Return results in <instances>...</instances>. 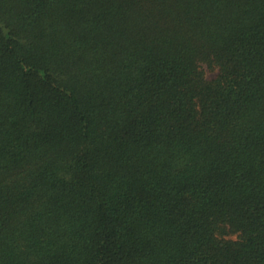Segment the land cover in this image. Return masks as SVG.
Masks as SVG:
<instances>
[{
	"label": "trees",
	"instance_id": "16d2710c",
	"mask_svg": "<svg viewBox=\"0 0 264 264\" xmlns=\"http://www.w3.org/2000/svg\"><path fill=\"white\" fill-rule=\"evenodd\" d=\"M0 264H264V0H0Z\"/></svg>",
	"mask_w": 264,
	"mask_h": 264
},
{
	"label": "rangeland",
	"instance_id": "374dc122",
	"mask_svg": "<svg viewBox=\"0 0 264 264\" xmlns=\"http://www.w3.org/2000/svg\"><path fill=\"white\" fill-rule=\"evenodd\" d=\"M207 76H208V78L212 79V78L215 77V73L212 72V71H209V70H208V72H207Z\"/></svg>",
	"mask_w": 264,
	"mask_h": 264
}]
</instances>
